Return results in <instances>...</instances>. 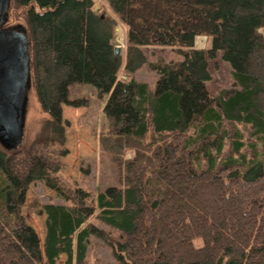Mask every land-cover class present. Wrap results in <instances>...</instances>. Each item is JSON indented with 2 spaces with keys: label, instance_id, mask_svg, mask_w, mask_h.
Listing matches in <instances>:
<instances>
[{
  "label": "trees",
  "instance_id": "16d2710c",
  "mask_svg": "<svg viewBox=\"0 0 264 264\" xmlns=\"http://www.w3.org/2000/svg\"><path fill=\"white\" fill-rule=\"evenodd\" d=\"M106 2L126 27L127 79L112 43L117 21L94 13V0L10 2L46 117L28 145L0 147L1 182L13 205L36 179L70 205H41L40 239L1 200L0 264H55L62 255L86 264L91 236L105 241L115 264H264V0ZM198 36L211 46L197 49ZM154 46L182 58L148 60L143 47ZM220 52L234 83L211 92L210 61ZM145 65L159 76L154 89L135 78ZM84 84L107 95L98 141L121 182L94 197L58 175L62 105L88 106L89 97H72Z\"/></svg>",
  "mask_w": 264,
  "mask_h": 264
},
{
  "label": "rangeland",
  "instance_id": "374dc122",
  "mask_svg": "<svg viewBox=\"0 0 264 264\" xmlns=\"http://www.w3.org/2000/svg\"><path fill=\"white\" fill-rule=\"evenodd\" d=\"M12 0H9V5ZM17 11L10 10L7 24L16 25L21 23L22 18L17 16ZM94 13L110 15L116 19L117 24L114 27L113 40L114 46L121 48L122 66L118 75L122 79L128 77L123 70V64L126 58V27L120 22L116 14L110 9L106 0H94ZM20 15V14H19ZM5 22V23H6ZM11 26V25H10ZM121 38V40H120ZM206 37H199L198 44L203 45ZM211 46V45H210ZM148 60L157 59L158 55L165 57L167 61L178 60L182 57L175 49L164 46L143 47ZM219 65L215 66L216 63ZM211 81L208 82V88L211 92H217L221 88L231 87L234 83L232 76V66L228 61L222 58V52L219 53L215 61H210ZM137 80H142L150 84L154 89L159 78L158 74L147 66H143L135 74ZM72 97H89L88 106L74 107L72 105H62V122L64 125L65 140L61 145L66 150L62 157L63 168L58 175L61 181L68 187H81L90 191L94 197L99 190L106 186H120L121 182L117 167L110 159V153L103 151L100 147L98 136L102 131L107 130L106 120L104 118L103 107L107 95L98 96L96 89L90 84H84L79 92L72 93ZM46 117L42 111L36 97L35 89L31 86L27 90L25 132L22 144L28 145L40 130L43 119ZM1 147V146H0ZM131 156V152H127ZM4 179L0 169V201L5 199L7 210L11 213L17 211L19 216L34 229L40 239H43L45 231L46 214L42 210V204H59L69 206L70 202L64 195L53 187L48 186L41 179H36L26 190L22 199L14 203L10 202L8 188L3 186L1 180ZM19 198L18 193L14 192V197ZM17 206V207H16ZM98 227L108 230L106 226L92 220ZM115 232L114 236L118 237ZM202 243V239H197L196 243ZM110 263L115 264L110 249L101 238L91 236L87 251L86 264ZM55 264H67L66 255L58 258Z\"/></svg>",
  "mask_w": 264,
  "mask_h": 264
},
{
  "label": "water",
  "instance_id": "95a60500",
  "mask_svg": "<svg viewBox=\"0 0 264 264\" xmlns=\"http://www.w3.org/2000/svg\"><path fill=\"white\" fill-rule=\"evenodd\" d=\"M8 7L9 0H0V146L10 151L23 142L27 90L32 83L28 36L19 25L4 26ZM120 51L114 46L115 55Z\"/></svg>",
  "mask_w": 264,
  "mask_h": 264
},
{
  "label": "crops",
  "instance_id": "0c3cea01",
  "mask_svg": "<svg viewBox=\"0 0 264 264\" xmlns=\"http://www.w3.org/2000/svg\"><path fill=\"white\" fill-rule=\"evenodd\" d=\"M199 37H206V36H198L197 38H196V48L197 49H200V50H204V49H206V48H208V47H210V45H211V40L208 38V37H206L205 38V40H204V44L203 45H199L198 44V38ZM144 49V48H143ZM154 60H157V59H154ZM153 60V61H154ZM128 77L130 76V75H128V74H126ZM128 77H126V79L128 78ZM139 81H142V80H139Z\"/></svg>",
  "mask_w": 264,
  "mask_h": 264
},
{
  "label": "bare ground",
  "instance_id": "6f19581e",
  "mask_svg": "<svg viewBox=\"0 0 264 264\" xmlns=\"http://www.w3.org/2000/svg\"><path fill=\"white\" fill-rule=\"evenodd\" d=\"M120 40H121V38H120Z\"/></svg>",
  "mask_w": 264,
  "mask_h": 264
}]
</instances>
